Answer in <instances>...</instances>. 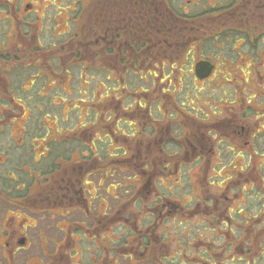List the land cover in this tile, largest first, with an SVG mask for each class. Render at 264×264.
<instances>
[{
    "label": "flooded vegetation",
    "instance_id": "obj_1",
    "mask_svg": "<svg viewBox=\"0 0 264 264\" xmlns=\"http://www.w3.org/2000/svg\"><path fill=\"white\" fill-rule=\"evenodd\" d=\"M0 264H264V0H0Z\"/></svg>",
    "mask_w": 264,
    "mask_h": 264
},
{
    "label": "rangeland",
    "instance_id": "obj_2",
    "mask_svg": "<svg viewBox=\"0 0 264 264\" xmlns=\"http://www.w3.org/2000/svg\"><path fill=\"white\" fill-rule=\"evenodd\" d=\"M59 30H61V29L59 28ZM42 81H44V79H42ZM37 89L39 90V87H38V86H37ZM42 93H43V94H47V91H44V92H42ZM65 93H66V91H65ZM68 94H70V93H68ZM68 108H69V107H65L64 110L67 111ZM41 112H42V113H41V117H43V118H45V117H50V116H51V115H49L48 113L43 112V110H42ZM37 113H38V115H40V112H39V111H37Z\"/></svg>",
    "mask_w": 264,
    "mask_h": 264
}]
</instances>
